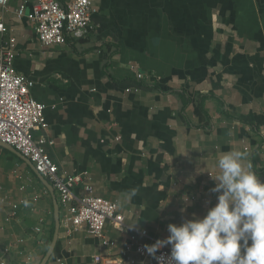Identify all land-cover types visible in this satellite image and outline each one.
Instances as JSON below:
<instances>
[{"label":"crops","instance_id":"0c3cea01","mask_svg":"<svg viewBox=\"0 0 264 264\" xmlns=\"http://www.w3.org/2000/svg\"><path fill=\"white\" fill-rule=\"evenodd\" d=\"M32 2L0 6V46L15 39L13 64L34 80L30 93L48 123L44 147L59 171L117 202L127 231L106 224L113 252L131 235L151 245L169 235V223L203 217L217 202L211 176L225 152H247L264 181V0H91L92 33L47 48L28 17ZM21 4L28 12L18 18ZM54 199L31 166L0 146V264H40L53 239ZM133 219L142 220L129 229ZM105 253L85 226L67 232L59 212L45 264H97L92 256Z\"/></svg>","mask_w":264,"mask_h":264},{"label":"built area","instance_id":"2783aa9c","mask_svg":"<svg viewBox=\"0 0 264 264\" xmlns=\"http://www.w3.org/2000/svg\"><path fill=\"white\" fill-rule=\"evenodd\" d=\"M10 0H0L5 7ZM25 4H21L16 16L27 15ZM91 0H33L28 17L34 23V32L44 48L64 45L67 40H79L94 30L92 23ZM6 28L0 24V33ZM15 39L9 38L0 46V142L16 149L27 158L36 173L43 177L57 193L60 222L67 232L85 226L90 235L100 240L107 253L92 256L97 264H168L171 246H163L155 256L149 255L142 243L130 244L115 253V242L108 240L103 230L111 224L120 232L127 231L123 215L115 201H109L94 194L93 188L80 174L60 172L44 145L47 142L48 123L44 116V104L35 100L30 90L34 80L24 77L16 71ZM137 80L150 83L157 77L149 72H137ZM40 131L39 136L35 132ZM119 140V137H115ZM81 187L82 194L77 195L76 188ZM22 185L20 189H23ZM13 209L17 204L12 205ZM8 220V217L5 219ZM36 231L39 228H35ZM146 235V231L140 232ZM5 264V262H1Z\"/></svg>","mask_w":264,"mask_h":264},{"label":"clouds","instance_id":"9594fccd","mask_svg":"<svg viewBox=\"0 0 264 264\" xmlns=\"http://www.w3.org/2000/svg\"><path fill=\"white\" fill-rule=\"evenodd\" d=\"M217 166L210 190L217 194L215 205L203 217L193 213L180 224L169 223L166 238L144 245L149 255L170 245L168 264H264V181L241 150L223 153ZM136 194L133 189L124 198ZM140 220L125 224L135 229Z\"/></svg>","mask_w":264,"mask_h":264},{"label":"water","instance_id":"95a60500","mask_svg":"<svg viewBox=\"0 0 264 264\" xmlns=\"http://www.w3.org/2000/svg\"><path fill=\"white\" fill-rule=\"evenodd\" d=\"M0 146L3 148H6L8 150H10L11 152H13L14 154H16L17 156H19L22 160H24L29 166H31L34 170L33 165L31 164V162L25 158L24 156H22L16 149H14L13 147L1 143L0 142ZM35 171V170H34ZM36 173V171H35ZM39 177V179L42 181V183L49 189V191L53 194V188L52 186L47 182V180H45L43 177H41L38 173H36ZM53 207H54V221H55V228H54V234H53V239L51 241V244L47 250V252L45 253V255L43 256L40 264H45L49 258V256L52 254L55 244H56V240L58 237V230H59V210H58V205L56 200H53Z\"/></svg>","mask_w":264,"mask_h":264}]
</instances>
